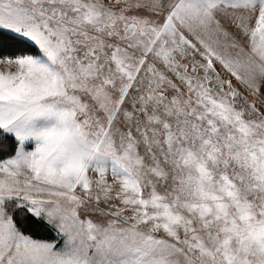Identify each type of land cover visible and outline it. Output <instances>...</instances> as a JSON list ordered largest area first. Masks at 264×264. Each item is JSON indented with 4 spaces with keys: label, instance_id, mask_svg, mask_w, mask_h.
<instances>
[{
    "label": "snow or ice",
    "instance_id": "6c2138e0",
    "mask_svg": "<svg viewBox=\"0 0 264 264\" xmlns=\"http://www.w3.org/2000/svg\"><path fill=\"white\" fill-rule=\"evenodd\" d=\"M0 264H264V0H0Z\"/></svg>",
    "mask_w": 264,
    "mask_h": 264
}]
</instances>
